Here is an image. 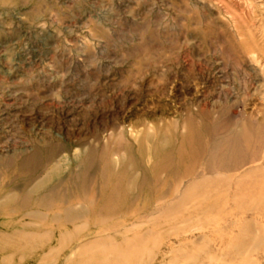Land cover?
Masks as SVG:
<instances>
[{
    "label": "rangeland",
    "instance_id": "obj_1",
    "mask_svg": "<svg viewBox=\"0 0 264 264\" xmlns=\"http://www.w3.org/2000/svg\"><path fill=\"white\" fill-rule=\"evenodd\" d=\"M0 264H264V0H0Z\"/></svg>",
    "mask_w": 264,
    "mask_h": 264
},
{
    "label": "bare ground",
    "instance_id": "obj_2",
    "mask_svg": "<svg viewBox=\"0 0 264 264\" xmlns=\"http://www.w3.org/2000/svg\"><path fill=\"white\" fill-rule=\"evenodd\" d=\"M263 153V152H262ZM245 187V186H244ZM262 189V188H261ZM263 193V192H262ZM69 215V214H68ZM67 217V216H66ZM249 223V222H248Z\"/></svg>",
    "mask_w": 264,
    "mask_h": 264
}]
</instances>
